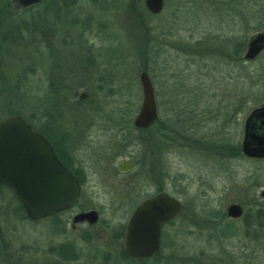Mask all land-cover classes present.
<instances>
[{
  "label": "rangeland",
  "instance_id": "374dc122",
  "mask_svg": "<svg viewBox=\"0 0 264 264\" xmlns=\"http://www.w3.org/2000/svg\"><path fill=\"white\" fill-rule=\"evenodd\" d=\"M117 1L119 5L126 2ZM140 2L144 7L143 0ZM79 5L80 18L92 15L90 30L77 35L78 25L70 27L56 18L59 29L48 37L51 56L41 57L44 48L39 43L31 54L23 53L24 63L34 60V72L27 82H21V88L27 83L29 101L39 107V97L50 87L52 66L70 91L68 101H75L80 89L91 99L73 102L78 116L75 124L66 117L69 114L53 118L52 124L61 121L69 130L87 126V117L106 116L103 123L92 118V125L83 126L90 145L108 142L110 147L101 153L99 168L92 166L91 147L80 150L88 184L76 205L98 209L100 222L96 226H102L103 236L90 235L79 242L78 233L67 227L65 236L75 249L64 250L72 251L76 258L63 260L58 249L56 254L48 252L61 239L50 231V224L17 218L13 208L17 209L18 201L11 190L0 187V242L4 243L0 264H191L187 259L201 253L205 262L212 252L234 256L233 264L243 263L245 256L248 264H264V245L243 240L241 235L219 237L216 225L220 220L211 218L214 211L223 214L231 202L239 203L243 214L255 207L264 210V197L259 194L264 190V158L240 153L243 121L252 108L264 104V49L252 61L242 59L249 37L264 32V10H259L261 6L264 9V0H163L161 12L149 15L144 11L140 23L134 17L137 8L132 11L133 18L121 7L100 17L88 0ZM256 10L260 14L253 12ZM96 21L104 26L97 28ZM233 43L241 48L236 56ZM15 59L8 61L15 63ZM144 64L153 86L157 117L145 132H138L135 130L140 128H134L132 121L141 102L138 73ZM8 76L10 80L15 77ZM102 125L116 127L104 129ZM121 130L128 132L132 141L125 150L114 152L118 148L114 146L115 133ZM234 146L237 149L232 150ZM124 155L137 165L130 172L116 174L115 163ZM130 181L134 188L126 187ZM160 184L182 205L180 214L166 228L172 249L164 253L171 258L119 263L112 234L125 224L136 197L150 194ZM225 218L242 234V216Z\"/></svg>",
  "mask_w": 264,
  "mask_h": 264
},
{
  "label": "water",
  "instance_id": "95a60500",
  "mask_svg": "<svg viewBox=\"0 0 264 264\" xmlns=\"http://www.w3.org/2000/svg\"><path fill=\"white\" fill-rule=\"evenodd\" d=\"M42 0H10L13 9L25 8ZM145 9L153 15L161 12L163 0H143ZM264 49V32L258 31L246 42L242 54L244 61L254 60ZM141 102L132 124L145 129L157 117L153 86L145 70L138 73ZM85 101V90L77 93ZM240 153L248 158H264V104L251 109L243 121ZM132 163L120 161L117 169L126 171ZM0 183L10 187L25 215L35 221L70 206L78 197L79 186L55 156L46 139L31 128L19 115L12 114L0 119ZM264 197V190L260 191ZM180 210V202L166 192H157L144 199L130 214L124 234V251L133 258H144L158 252L160 226ZM224 214L239 218L242 206L229 203ZM97 221L95 210L77 213L72 221Z\"/></svg>",
  "mask_w": 264,
  "mask_h": 264
},
{
  "label": "trees",
  "instance_id": "16d2710c",
  "mask_svg": "<svg viewBox=\"0 0 264 264\" xmlns=\"http://www.w3.org/2000/svg\"><path fill=\"white\" fill-rule=\"evenodd\" d=\"M140 1L141 0H128L127 2L126 0L124 5H119L117 0H88V3L96 7L95 12H98L100 17L105 16L107 11L113 10L115 12L117 8L119 9L121 7L122 12L126 13V15L129 14L128 16L133 18V16H131L132 11H134V8H137L139 11L134 12V14L136 13L134 17L138 20V23H140L143 22L142 13L144 11L146 13L148 12L140 5ZM79 3H81V0H42L37 4L25 8L13 9L10 0H0V112H3V114H0V119L5 116L17 114L35 131L44 133L52 131L53 124L51 121L53 118L55 119V117H61L67 114H77V109L73 105V102L79 103V101H68L71 98L70 96L68 97L70 91H67L66 88L60 89L57 86H53L52 78L53 76L57 78L55 75L52 74L51 76V84L48 92L39 97L41 104L39 107H33L29 101L30 88L27 83L21 88V82H27L28 75L34 72V60L29 61V64L24 63L22 59L23 53L31 54L33 50H36V45L39 43L42 49L44 48V52H41V57L48 56V53L50 55L51 50L48 37L59 29L56 18L66 21L70 24V27L78 25L79 30L77 35L83 36L85 30H90V26L93 23L91 19L92 15L88 13L86 16L80 18L77 14V10L80 8ZM250 6L248 9H250ZM260 8L259 10L263 12V7L261 6ZM259 10L253 12L260 14ZM240 12L238 13L242 15V12ZM148 14L153 15L149 12ZM95 25L99 28L101 25L104 26V23L96 21ZM62 33L64 34V32ZM146 42L147 35L145 33L144 48L145 44H147ZM138 43L139 42L136 41L135 48L138 46ZM24 48H27L26 52L22 51ZM232 48V54L234 56L238 55L241 51L237 43H233ZM141 50H143V48H141ZM11 57L16 58L15 63H10L8 61ZM144 58L148 60L146 56ZM142 62L145 63L144 60H142ZM51 63L52 61L50 62V66ZM4 69L6 71L8 70L9 75L13 74L15 77L10 80V77ZM50 69H52V66ZM142 69L146 70L147 66L144 64ZM46 79H48V77ZM72 92L75 91L72 90L71 93ZM87 102H91V99L87 100ZM25 109H29V111L26 113ZM43 118L45 121L42 120ZM146 129H136V131L145 132ZM231 149H237V146ZM234 155H238V152L235 151ZM0 187H6L11 190L10 187L4 183H0ZM15 199L18 201L16 197ZM19 211H21L22 214H20ZM13 212H15L14 214L19 219H28L19 201L17 209L13 208ZM224 216L225 214H221L219 211H214L211 214V218L220 220L216 225L219 237L229 239L233 236L241 235L243 240L264 245V210L261 207L247 210L242 215L244 223V225L241 226L242 234L238 233L237 228L233 226V222L226 218L225 220ZM3 249L4 243L0 242V250ZM48 252H52V250L49 249ZM56 252L63 260H74L76 258L72 251L67 253V250H64V248L58 249ZM212 253L213 255L205 258V262H202L201 253H199V257L190 258L187 259V261L191 264H197L198 262L200 264H233L234 256L225 252ZM118 258L119 263L121 261L125 263L130 261L134 263L136 261H146L147 259H132L128 257L123 250H119ZM154 259L156 260V258ZM248 262V257L245 256L241 264H248Z\"/></svg>",
  "mask_w": 264,
  "mask_h": 264
},
{
  "label": "flooded vegetation",
  "instance_id": "af4514ba",
  "mask_svg": "<svg viewBox=\"0 0 264 264\" xmlns=\"http://www.w3.org/2000/svg\"><path fill=\"white\" fill-rule=\"evenodd\" d=\"M51 73L53 75H55L53 73L52 69H51ZM50 84H51V78H50ZM52 84H53V86H55V87L57 86L60 89H65L66 88L65 83H64V78L60 77V76L57 77V78H55L53 76ZM76 100L80 101L77 97H76ZM66 117L68 119H70L71 125H72V123L75 124V122H77V121H73L74 119L78 118V116H76V115H70V116H66ZM84 117L81 116L80 118L83 119ZM59 118H64V117H59ZM87 118H88V125L87 126L84 125V124L82 126L76 124L78 126H74L73 128L69 127V130H67V128L62 123H60L61 122L60 121V122H57L58 124H53L52 131H47V132H44V133H40L46 139V141L49 143V145L52 148V150H53L55 156L57 157L58 161L60 163H62V165H64L68 169V171L74 177V179L76 180V182H77V184L79 186L78 197L70 206H68L67 208L62 209V210H60V211H58L56 213H53L51 215L44 216V217H42L40 219L35 220V221H38V222L40 220H46L50 224V231L54 234V236L56 235V236L61 238L60 241L54 243L52 248H51V250H53L54 253H55V251L57 249H62V248H66V249H69V250H74L75 249V246H74L75 244L73 243V241L69 240L65 236L66 232H68L67 231V227L69 228L70 231L78 233V236H77L78 239L77 240L79 242L86 241L88 236H90V235H92V236L94 235L96 238H102V236H103L102 226L100 228L98 226H96V224H98L100 222L99 221V211H98V209L95 208V207H85V206L77 207L76 206L78 204V201L83 196V188H84V186L88 184L87 167L83 164V162L79 158V152H81L80 150L83 149V148L91 147L89 149V151L93 154L92 162H91L92 166H94L95 168H99L100 167V161L99 160H100L101 153L105 152V150L107 148L109 149V147H110V146H108L109 145L108 142H106V143H98V144H96L93 147L92 145L89 144L90 143V141H89L90 136H89L88 131H86V129L90 125L93 124L92 118L102 119V123H103V119H106V116H97V117L90 116V117H87ZM107 119H109V117H107ZM82 121H84V120H82ZM155 121H156V119H155ZM104 122H105V120H104ZM153 123H151L147 128L152 126ZM83 126H86L85 130H83ZM54 127L58 128L60 131H57ZM102 127L104 129H106V128H115L116 126L111 127V126L102 125ZM62 128L63 129L66 128V129L64 131H62ZM121 128L125 129L126 127L123 126ZM74 129H76V130H74ZM68 131H70L71 135L68 134ZM115 136L117 137V139H116V142H115L114 146H117L118 148L114 152H119V151L125 150L131 144L132 139L130 138V134L128 132H126L124 130H121L120 133L116 132ZM95 142H97V141H95ZM98 155H99V157H98ZM120 161H126V162L132 163V168L129 169V170H126V171L118 170L117 169V164ZM135 165H137V161H131L128 156L124 155L123 157H121L115 163L114 167H115V170H116V174L117 173L119 174V173H127V172L132 171L134 169ZM129 186L134 188V185H133L132 181H130V183L126 184V187H129ZM157 192H166L167 194H169L164 189V185L160 184L159 186L155 187L154 191L151 192L150 194H147V195L141 196V197L140 196L136 197L137 201L133 205L130 206V207H132V209H131L128 217H127V220L129 218L130 214L132 213V211L135 209V207L138 204H140L144 199L150 198L151 196H153ZM131 193L135 194L136 192L133 191ZM129 195L130 194L127 195V199H128ZM170 196L173 197L174 199L178 200L174 196H172V195H170ZM90 209L95 210L96 213H97V221L96 222L88 223L86 220H81V221H77V222H73L72 221V218H73V216L75 214L83 212V211H87V210H90ZM181 209H182V205H181V202H180V210H179V212L175 216H173L170 220H167V221H165L164 223L161 224L160 231H159V237H158V252L155 255L144 257V258H133V257H130L128 255L127 256L132 258V259H146L147 258L146 261H150V262H153V263L162 261L164 259H166V260L170 259L171 258L170 255H168L167 253L166 254L164 253V250L172 249L171 248V244H170V240H169V233L166 232V228L173 224L175 218L180 214ZM62 215L63 216L65 215L64 219H62ZM127 220H126L124 225H120L119 229L116 230L115 233L112 234L114 240H116L115 242L118 245V249L119 250H123V251H124L123 240H124L125 227H126ZM154 258H156V260Z\"/></svg>",
  "mask_w": 264,
  "mask_h": 264
}]
</instances>
